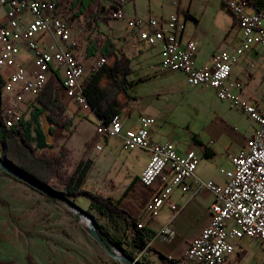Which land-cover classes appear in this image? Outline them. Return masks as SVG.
Here are the masks:
<instances>
[{"label": "built area", "instance_id": "obj_1", "mask_svg": "<svg viewBox=\"0 0 264 264\" xmlns=\"http://www.w3.org/2000/svg\"><path fill=\"white\" fill-rule=\"evenodd\" d=\"M64 0H0L4 17L0 22V75L3 77L2 101L26 103L35 109L37 96L54 73H58L66 96L75 104L88 106L81 82L86 66L77 54L78 34L72 29L73 12L61 9ZM81 3L82 0H75ZM127 0H110L108 8L112 19L125 22V27L150 46L160 49V66L168 71L183 73L189 86L213 89L220 100L229 103L247 115L255 127L239 152L230 159L231 168H220L223 182L204 181L195 174L198 155L194 150L179 153L171 141L156 142L149 136L154 118L140 115L137 125L122 132L118 115L109 121L99 120L96 133L118 138L121 148L148 153V161L139 174L143 186L153 188L144 205L137 227L143 220L157 214L158 210L177 188L182 193L205 189L213 195L208 208L209 221L192 239L176 264H223L235 253L236 243L251 239L264 248V96L260 100L246 101L239 95L241 83L228 85L232 62L252 46H264L263 13L254 10L251 0H221L231 13L242 40L233 52L216 51L210 66L196 67L194 58L198 50L196 40L181 41L184 22L181 13L165 17L127 16L121 6ZM64 3V2H62ZM171 4L176 6L177 0ZM253 9L248 12L247 8ZM104 63L98 57L90 70ZM11 96H10V95ZM7 127L21 116L5 108ZM37 154L46 148L32 144ZM98 149V147H97ZM173 216L157 234L166 238L174 234L171 221L178 213L170 205ZM264 264V263H262Z\"/></svg>", "mask_w": 264, "mask_h": 264}, {"label": "rangeland", "instance_id": "obj_2", "mask_svg": "<svg viewBox=\"0 0 264 264\" xmlns=\"http://www.w3.org/2000/svg\"><path fill=\"white\" fill-rule=\"evenodd\" d=\"M101 2L108 7L110 0H101ZM60 3L62 10L73 12L72 29L79 37L77 54L83 59L86 66L85 73L88 74L94 60L100 57L102 37L107 34L101 31L99 18L94 22L90 12L80 8L81 3L75 0H64ZM164 4L163 0H127L125 3L132 10L129 15L133 13L134 8L140 15L159 14L162 13L161 5ZM3 17L4 8L0 7V21ZM101 18H104L108 25L113 24L112 20H114V24L110 25L113 36L122 35L125 31L124 21L112 19L109 11L102 13ZM101 25L103 26L104 23L101 22ZM188 29L187 24L185 32ZM211 45L213 42L209 41L208 45H204V49L210 48ZM150 54V60L154 62V66H157L155 63L160 62V58L154 52ZM199 56L202 57L203 52H200ZM131 58L135 71L130 75L132 84L127 90L132 97L128 107L132 109L134 115L139 111L145 113L146 107L157 108L158 114L153 117V126L160 136L165 138L162 141L171 135L176 136L177 140L183 143H189L192 134L207 138L209 127L216 125L220 128L219 120L226 123L227 133L241 137L240 129L246 124L244 116L218 99L212 90L185 84L187 100H181L177 95L169 93L156 95L162 82L153 77L139 81L141 70L136 68L141 65H138L136 57L131 56ZM159 68L158 76L161 78L165 76L173 79L177 75L174 80H179L181 77L180 74L173 75L168 70ZM59 94L64 95L61 90ZM3 106L4 109L9 108L14 112L13 119L19 114L28 117L27 109L23 106L14 107L11 100L4 101ZM132 120L133 115L129 122ZM74 123L77 124L75 134L68 142L67 139L62 142L69 150L70 161L67 169L70 171L76 163L89 158L92 160V166L86 175L85 189L110 197L112 200L117 199L122 192L121 186L129 180L132 168L135 170L143 165L145 158L141 156V152L121 149L118 138H108L107 142L102 135L93 138L92 133L96 132L97 119L91 114L85 118H76ZM234 126L236 130H233ZM222 138H225L224 135L219 139L220 142H224ZM58 142V139L53 140L52 137L51 145L56 147ZM235 144L233 143L231 148ZM50 152L56 153L48 149L44 153ZM122 161L131 168L123 165ZM111 178L112 183L115 184L113 188L109 183ZM135 194L144 196L148 195V191L137 187ZM69 199L91 213L97 224L102 225L111 236L122 241L126 253L112 246L118 255L127 254L144 264H161L155 255L148 253L147 250H138L130 244V232L120 217L111 218L89 208V199L86 196L69 197ZM134 199L132 193H129L124 201L131 205L138 203L134 202ZM142 205L138 218L143 215L144 204ZM85 219L83 214L70 205L42 195L0 172V264H125L109 256L91 238L83 221ZM246 248L247 253L239 264H255L260 259L264 260V252L258 242L249 241ZM242 253L243 250L237 251L233 260L226 264H234Z\"/></svg>", "mask_w": 264, "mask_h": 264}, {"label": "crops", "instance_id": "obj_3", "mask_svg": "<svg viewBox=\"0 0 264 264\" xmlns=\"http://www.w3.org/2000/svg\"><path fill=\"white\" fill-rule=\"evenodd\" d=\"M163 1L165 4L164 6L161 5L162 13L160 12L159 14L155 15H151L150 13H144L143 15H140L137 13L135 8L133 9V13L129 15L132 10L130 9V7L128 8V6L125 5L126 2L122 4L121 9L127 16L137 15L145 19L149 17H165L170 13L180 12L181 20L184 22V30L181 35V41L184 42L186 40L193 39L198 43V50L194 58V65L196 67L210 66L213 53H215L216 51L233 52V50L238 45H240V42L242 40L240 31L235 24L233 16L223 6L221 0H177L178 4L176 6L171 4L172 0ZM247 11L252 12L253 9L248 7ZM259 11L263 13L262 23L264 24V6L260 8ZM163 12L166 14H163ZM112 21L114 24V20ZM101 22L104 23L103 26L105 28L101 25ZM98 23L101 31L103 30L104 34L112 37L110 39H112V41L115 43V46L120 53H124L130 58L131 56L136 57L135 59L138 60V65H141L136 68V70H141L139 81L142 82L152 77L156 78V80L162 82L161 86L157 89L156 95H160L161 93H169L171 95H177L181 100H187L188 93L185 89V84L187 85V83L185 81L183 73L179 71H168L173 75H175V73L180 74L181 77H179V80H174L175 78H177V75L173 79L166 78L165 76L164 78L158 76L160 72L159 67H161L160 62L155 63V65L157 66H154V62L150 60V52H154V54L157 55L161 60L160 49L158 46H150L141 41L134 31L125 27V22V31H123L122 35L118 34L116 36H113L111 32L110 25L113 24L108 25L106 20L101 17L99 18ZM187 24L189 29L187 30V32H185ZM105 30H107V32H105ZM113 39H115V41ZM209 41L213 42V45H211V47L208 49H204V45H208ZM200 52H203L202 57L199 56ZM131 68L132 72L127 76L129 80H131L130 75L135 71L132 65V61ZM235 82L242 84V87L239 90V95L242 99L246 101L262 99V97L264 96V46H252L249 49L245 50L240 56L235 59V61L232 62L228 85L232 86V84ZM195 87H200L201 89L205 88L203 86ZM209 89L212 90L216 95V92L213 89ZM60 90L64 95L59 94ZM57 93L60 103L64 107L67 116L70 118L71 124L69 125V130L72 131L71 134L68 135L67 131L63 127L57 125L53 126V140L58 139L59 142L56 147L52 145L51 148L46 147V149L54 150V152L58 151L60 144L64 140L67 139L68 142L73 134H75V126L77 124L74 123V120L76 118H85L91 114L92 116H94V118L97 119V124L99 122V119L91 111L89 106L77 105L66 96V93L60 82L57 85ZM10 100L12 101V99ZM226 103L230 108H233L229 105L228 102ZM18 106H23L27 109L28 117L26 118V116H24L23 118L24 120L31 122L33 121V115L35 114L36 116L37 109L41 107V105L39 104L35 107L34 110H32L31 108L27 107L26 103H14V107ZM233 109L241 113L246 120V124L243 128L240 129L241 137L233 136L230 135V133H227L226 123L223 120H219L220 128L216 125H214L213 127H209L207 138L192 134L191 141L189 143L180 142L179 140H177V137L173 135L167 137L166 140H164L171 141L175 145L179 153H185L189 150H194L197 153L199 159L195 168V174L204 181H212L218 184L222 183L223 177L219 172L220 167L224 169H230L232 167L230 163L231 157L239 152V150L243 147L245 141L253 133L255 123L240 110L236 108ZM144 112L145 113L139 111L137 115H134V112L129 107L122 109L118 114V118L122 123V132L136 126L140 115L145 114L149 116L151 115L152 117H154V115L156 116L158 114V109L154 107H146ZM132 115L133 120L129 122V119L132 117ZM233 130H236L235 126L233 127ZM222 135H224L225 137L222 138L224 142L219 141ZM99 136L100 134H97L96 132L92 133L93 138H99ZM149 136L152 141L156 142H162V139H165L160 136L157 130L154 129L153 125L150 127ZM103 137L105 142L108 141V138H112L105 136ZM118 141L121 148L120 140L118 139ZM233 143L236 144L233 148H231ZM134 151L141 152V156L145 158V163L135 170L132 168L130 176L128 178L129 180H127L126 184H123L121 186L122 191L131 181H136L138 179L140 172L148 161V153L146 151L140 149H136ZM123 165H125L127 168H131V166L126 162H123ZM112 181L113 180L111 178L109 183L113 188L115 184H113ZM152 191L153 188L151 189V191H148V199L150 198ZM212 201L213 195L205 189H201L196 192L194 190H191L185 193H182L177 188L173 189L171 195L158 210L157 214L143 220L144 226L150 228L155 232V236L153 237V239L147 242L148 249L161 253L168 258L178 259L179 257H181L185 252L189 242L194 239L200 233L201 229L208 223V208ZM170 205H175L178 209V213L170 223L174 230V234L169 238H166L162 235L156 236V234L169 223L170 219L173 216V211L170 209ZM249 241L254 240L241 239L237 241L235 253L228 256L223 264L232 261L236 252L243 250L242 255L234 262V264H239L242 257H244L247 253L246 245L249 243ZM262 249L264 252L263 247ZM151 250H147L148 253L155 255ZM262 263H264V260L260 259L255 264Z\"/></svg>", "mask_w": 264, "mask_h": 264}, {"label": "trees", "instance_id": "obj_4", "mask_svg": "<svg viewBox=\"0 0 264 264\" xmlns=\"http://www.w3.org/2000/svg\"><path fill=\"white\" fill-rule=\"evenodd\" d=\"M252 5L254 10L258 11L264 6V0H252ZM80 8L89 11L94 22L101 17L102 13H106L109 10L101 0H82ZM99 53L104 58V63L98 68L90 70L84 76L81 88L91 111L99 120L107 122L113 116L118 115L122 109L128 107V103L132 98L127 91L132 84V81L127 78L132 72L131 59L126 54L120 53L115 43L106 35L102 37ZM59 82L60 77L56 72L46 81L37 96L41 107L37 109L36 116L35 114L33 115L32 122L24 120L21 115L12 126L7 127L1 95L4 80L0 75V157L52 186L65 197L86 196L89 199V208L95 209L100 214H106L111 218L118 216L124 221L126 228L130 232V244L134 248L151 250L148 249L147 242L153 239L155 232L145 226L137 227L139 209L143 206L142 204L145 205L149 196L135 194L137 187H141L145 191H151V187L141 185L139 179L133 180L117 199L112 200L110 197L85 189L86 175L92 166V160L89 158L79 161L69 171L67 169L70 161L69 150L64 143L60 145L56 153L37 154L35 152L32 146L33 143L38 148L52 147L51 144H46L45 142L39 115L45 108L49 107ZM47 117L51 132L54 125L63 127L67 133L70 131V118L67 116L59 99L50 108ZM0 172L15 181L21 182L2 171ZM31 189L42 194L34 188ZM129 193H132L135 198L134 202L138 203L133 202L135 205H131L124 201ZM96 226L111 246H115L126 253L122 247V241L111 236L102 225L97 224ZM151 251L159 258L161 264H176L177 262V259L168 258L161 253Z\"/></svg>", "mask_w": 264, "mask_h": 264}, {"label": "water", "instance_id": "obj_5", "mask_svg": "<svg viewBox=\"0 0 264 264\" xmlns=\"http://www.w3.org/2000/svg\"><path fill=\"white\" fill-rule=\"evenodd\" d=\"M58 99V93L57 90L53 93L52 101L48 108H45L39 115L40 119V126L42 130V134L45 138L46 144H51L52 140V132L50 130V123L48 121V113L50 108L57 102ZM0 171L14 177L15 179L25 183L31 188L36 189L37 191L41 192L44 195H47L51 197L52 199H55L57 201L63 202L65 204L70 205L73 207L76 211L83 214L86 219L88 220L87 224V231L88 234L91 236V238L96 241V243L112 258L115 260L121 261L125 264H144L140 261H138L137 258L131 257L127 254L118 255L113 249L112 246L106 241V239L103 237V235L98 231L97 229V222L94 219L93 215L86 210L80 208L75 203L72 202L71 199L68 197H65L61 195L58 191H56L52 186L48 185L45 182H42L41 180L37 179L33 175L29 174L28 172L20 169L13 163L7 162L4 159L0 157Z\"/></svg>", "mask_w": 264, "mask_h": 264}, {"label": "bare ground", "instance_id": "obj_6", "mask_svg": "<svg viewBox=\"0 0 264 264\" xmlns=\"http://www.w3.org/2000/svg\"><path fill=\"white\" fill-rule=\"evenodd\" d=\"M84 221V224L87 225L88 224V220H83Z\"/></svg>", "mask_w": 264, "mask_h": 264}]
</instances>
